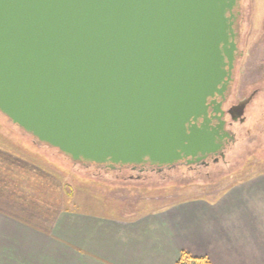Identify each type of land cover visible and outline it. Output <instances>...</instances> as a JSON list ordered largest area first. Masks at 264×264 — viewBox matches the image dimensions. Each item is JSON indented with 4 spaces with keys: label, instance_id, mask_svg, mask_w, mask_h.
<instances>
[{
    "label": "water",
    "instance_id": "obj_1",
    "mask_svg": "<svg viewBox=\"0 0 264 264\" xmlns=\"http://www.w3.org/2000/svg\"><path fill=\"white\" fill-rule=\"evenodd\" d=\"M240 10L241 0H0V112L75 164L200 161L229 135Z\"/></svg>",
    "mask_w": 264,
    "mask_h": 264
},
{
    "label": "rangeland",
    "instance_id": "obj_2",
    "mask_svg": "<svg viewBox=\"0 0 264 264\" xmlns=\"http://www.w3.org/2000/svg\"><path fill=\"white\" fill-rule=\"evenodd\" d=\"M241 12L242 55L237 61L231 100L246 98L255 90L256 94L246 108V121L239 125L243 132L225 162L221 160L201 173L178 166L168 170L167 176L150 173L145 178H124L121 174V179H117L115 168L75 164L55 148L28 143L24 138H32L0 114V149L28 166L10 185L19 194H34L40 212L25 199H17L19 195H11L10 200L2 195L3 189L0 211L29 226L39 223L48 231L63 210L91 212L107 219L129 215L137 219L191 198L215 199L235 182L264 171V0H241ZM45 222L50 224L44 225Z\"/></svg>",
    "mask_w": 264,
    "mask_h": 264
},
{
    "label": "crops",
    "instance_id": "obj_3",
    "mask_svg": "<svg viewBox=\"0 0 264 264\" xmlns=\"http://www.w3.org/2000/svg\"><path fill=\"white\" fill-rule=\"evenodd\" d=\"M0 189L12 200L7 186ZM129 216L63 210L48 231L1 212L0 264H175L183 250L212 264H264V171L215 199L191 198L143 218Z\"/></svg>",
    "mask_w": 264,
    "mask_h": 264
},
{
    "label": "flooded vegetation",
    "instance_id": "obj_4",
    "mask_svg": "<svg viewBox=\"0 0 264 264\" xmlns=\"http://www.w3.org/2000/svg\"><path fill=\"white\" fill-rule=\"evenodd\" d=\"M241 11V10H240ZM240 24V21H239ZM240 30V29H239ZM239 59V58H238ZM238 61V60H237ZM237 68V64H236ZM236 81V69L233 71V81L231 83V87L228 90L226 101L224 102L222 108L225 111V115L223 116V119L225 120L224 124V130L229 133V135L225 136L223 139V147L220 148V150H217V153H206L205 157L201 159L200 161H195L192 164H188L186 160L179 161L173 165H164V166H157L152 165L150 163L146 164H140V165H124V166H117L113 170H118L116 172L117 179H121V174H123L124 178H127L129 176H132V178H145L150 173H160L161 175L166 174L168 175V170H172L173 168H177L178 166H186L187 168L191 169L192 171H196L198 173H201L202 169L208 168L209 166L213 164H218L221 160L225 162L227 153L232 150L236 144V140H238V136L243 132V127L239 126L240 124H244L246 121V108L249 104V102L253 99V97L256 94V90L251 93L250 96L246 98H242L236 101L231 100L232 96V88ZM220 101L221 99L218 98ZM241 103L245 104L243 115H239L240 109H241ZM217 121H213L212 125H217ZM240 132V133H239ZM194 160H197L195 158ZM99 166V165H96ZM100 167H104V169H108L105 165H102ZM125 172L129 173L126 174ZM206 174L210 175L209 172H206Z\"/></svg>",
    "mask_w": 264,
    "mask_h": 264
},
{
    "label": "trees",
    "instance_id": "obj_5",
    "mask_svg": "<svg viewBox=\"0 0 264 264\" xmlns=\"http://www.w3.org/2000/svg\"><path fill=\"white\" fill-rule=\"evenodd\" d=\"M0 114H2V113L0 112ZM3 116L5 117V119L9 120L5 115H3ZM28 135L32 139L30 140L29 137H25L24 140H27V142L33 141L32 143L36 146L40 145V143L32 135H30V134H28ZM22 137H21V139H23ZM66 158H68V157H66ZM24 168H28L27 164L20 162L14 155L9 154V153H3V151L0 150V184H2L0 186H3V187L7 186L9 188V190L12 193H14V195H19V197H17V199H25L27 201V203H29V205H32L35 207L36 210H39L40 208L39 207L37 208V205H39V203H38L39 201L35 198L34 194L33 195L32 194H25V195L19 194L13 189V186L10 185V183H12V185H13V179H16L19 175L24 174V171H23V170H25ZM5 178H8V179L6 180ZM38 178L39 177H37V179ZM1 181H3V182H1ZM5 182H6V184H5ZM16 184H18V183H16ZM16 184H14V187H16ZM26 195H29V196H26ZM41 211H42V209H41ZM176 264H212V263L209 260V258L206 256H193L190 253H188L187 251H182L179 259L176 262Z\"/></svg>",
    "mask_w": 264,
    "mask_h": 264
}]
</instances>
